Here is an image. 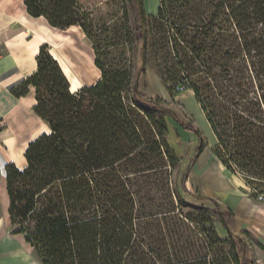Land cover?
I'll use <instances>...</instances> for the list:
<instances>
[{"label":"trees","instance_id":"1","mask_svg":"<svg viewBox=\"0 0 264 264\" xmlns=\"http://www.w3.org/2000/svg\"><path fill=\"white\" fill-rule=\"evenodd\" d=\"M128 1L145 42L140 66L132 70L127 59L109 65L111 52L97 46L87 24L68 22L62 29L78 25L94 43L101 78L72 92L44 44L37 72L19 88H35L50 133L29 144L25 169L6 168L12 233L24 236L40 264H255L233 214L187 186L205 148L202 131L182 124L162 99L143 95L139 76L147 54L167 53L173 68L159 73L168 92L189 83L216 138L213 153L246 181L252 198L264 197V0H159L150 16L143 0ZM25 6L33 18L57 10L63 20L79 4ZM167 118L196 137L182 170ZM211 209L228 239L216 232Z\"/></svg>","mask_w":264,"mask_h":264},{"label":"crops","instance_id":"2","mask_svg":"<svg viewBox=\"0 0 264 264\" xmlns=\"http://www.w3.org/2000/svg\"><path fill=\"white\" fill-rule=\"evenodd\" d=\"M81 29L80 26L73 25L69 31L73 30L74 36L81 38L82 35L77 36V33H84ZM54 34L44 16H29L25 0H0V264H40L24 236L12 233L6 168L14 164L20 170L25 169V152L29 144L42 134L50 133L49 126L37 112L35 88L28 86V91L24 94H20L19 88L37 72L40 47L47 44L52 49L50 42ZM79 49L87 53L95 65L93 50L90 47ZM64 56L81 73L80 63L66 51ZM100 78L99 74L92 83L81 80L83 86H90ZM185 133L189 137L194 136ZM203 152L196 162L188 187L208 189L212 196H204L216 199L228 216L233 214L234 227L238 233L242 237H252L246 242L255 264H264V202L235 189L223 192L222 182L208 176V169L202 160ZM195 176L196 182L194 180L192 184ZM214 181L218 188L213 185Z\"/></svg>","mask_w":264,"mask_h":264},{"label":"rangeland","instance_id":"3","mask_svg":"<svg viewBox=\"0 0 264 264\" xmlns=\"http://www.w3.org/2000/svg\"><path fill=\"white\" fill-rule=\"evenodd\" d=\"M78 4L79 6L75 10L74 16L70 19H57L56 17L59 14L57 10L47 12L45 18L47 24L55 33L52 35V41L50 42L52 48H57V50L63 55L66 51L72 59H75L80 63L81 73L71 65L70 66L81 83L83 84L82 80L87 83H92L100 74L95 65H93L91 57L79 49V47L84 49L90 47L91 50H93L94 43L85 35V33H77V36L82 35V39V37H75L73 30L69 31L71 27L62 29L68 22L73 23L83 21L87 24V27L98 42L97 46L103 51L108 50L111 52L110 59L104 60L109 65L124 62V59H127L125 60L126 64L127 66L132 67V70L134 67L140 66L139 55L142 51V42L137 39L138 31L136 16L132 4H130L128 0H78ZM158 5L159 0H143V7L147 16L155 15L157 13ZM126 34L132 41L131 44H125ZM48 47L50 51V45H48ZM135 53L138 54L136 55L138 56L137 58ZM122 54L124 56L123 59L121 58ZM172 66L170 56H168L167 53L161 52L158 48L153 51L152 54H147L142 74L139 77L142 94L149 98L162 99L167 108L176 115L182 124L185 126L193 125L202 131L206 143L203 152L204 154H202V160L205 161L209 173L208 176L213 180L219 179L224 185L223 192H230L231 189H235L246 193V195L251 197L250 194L252 190L246 185V181L241 176H236L228 172L213 153L217 143L216 138L214 137L200 106L194 99L189 83L171 84L172 94L166 89L165 84L160 77L159 70L171 71L173 68ZM151 91L153 92V95H151ZM166 120L169 126V144L174 149L176 156L181 160L180 168L182 170L187 163V160L183 161V159L189 149V143L190 141L195 140L196 137L195 135L189 137L179 122L171 118H167ZM18 163H20L19 160ZM192 174L189 180L191 179ZM176 176L177 172L175 171L172 173L171 178L174 187L176 185ZM194 180L196 182V176L192 179V182H194ZM213 183V185L218 188L217 182L214 181ZM188 188L201 195L212 196L209 194L210 192L208 189L199 190L195 188L191 189V187ZM256 200L262 202L264 201V197L259 195ZM208 214L214 221V226L218 235L222 239H228L224 227L218 220L217 215L214 214L212 209L208 211ZM243 238L245 240L252 239V237L248 235L245 237L243 236Z\"/></svg>","mask_w":264,"mask_h":264},{"label":"bare ground","instance_id":"4","mask_svg":"<svg viewBox=\"0 0 264 264\" xmlns=\"http://www.w3.org/2000/svg\"><path fill=\"white\" fill-rule=\"evenodd\" d=\"M50 54L59 63L61 69L63 70V72L65 74V76L68 78V80H69V82L71 84V91L72 92H76L80 88H82L83 84L81 83V81L74 74V72H73V70H72V68L70 66V63L64 57V55L59 50H57V48H52L50 50ZM199 164H202V162H200Z\"/></svg>","mask_w":264,"mask_h":264},{"label":"water","instance_id":"5","mask_svg":"<svg viewBox=\"0 0 264 264\" xmlns=\"http://www.w3.org/2000/svg\"><path fill=\"white\" fill-rule=\"evenodd\" d=\"M138 11H139V15H140V17H141V19H142V18H143V7H142L141 4H139V2H138ZM144 46H145V42L143 43L142 48H144ZM142 70H143V66H141V69H140V76H141V72H142ZM140 76H139V77H140Z\"/></svg>","mask_w":264,"mask_h":264}]
</instances>
